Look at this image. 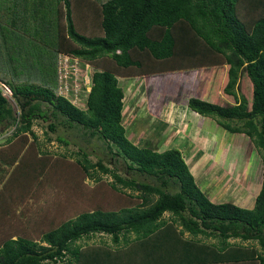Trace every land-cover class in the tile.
Here are the masks:
<instances>
[{
	"label": "trees",
	"instance_id": "1",
	"mask_svg": "<svg viewBox=\"0 0 264 264\" xmlns=\"http://www.w3.org/2000/svg\"><path fill=\"white\" fill-rule=\"evenodd\" d=\"M55 2L0 0V82L15 102L0 88V134L14 128L0 145V264H125L136 244L143 264L176 245L196 264H264V172L253 207L213 201L182 150L129 139L121 85L146 78L150 113L186 105L249 137L264 164V0H58L39 14ZM60 53L96 69L85 108L59 93ZM36 119L73 154L40 150ZM97 233L112 244L80 243Z\"/></svg>",
	"mask_w": 264,
	"mask_h": 264
},
{
	"label": "rangeland",
	"instance_id": "2",
	"mask_svg": "<svg viewBox=\"0 0 264 264\" xmlns=\"http://www.w3.org/2000/svg\"><path fill=\"white\" fill-rule=\"evenodd\" d=\"M57 2L58 0H56L54 4L50 5L49 10H42L39 14L46 13L49 16L52 10L57 11ZM42 5L46 7L48 4ZM80 12L81 10L79 6H76L74 8V20H76V23L79 22L77 19L79 18ZM36 19L32 21V25L36 26V23H38V21H35ZM81 23L82 22L79 24L80 27L82 24H84ZM51 30L52 31H50L49 37L50 41L53 40L55 34L58 31L53 22ZM77 66L78 69L76 72L73 67H69L74 73H68L67 82L69 84L75 85V89L81 88L84 90V92L80 91L76 98L72 99L76 100L75 103L79 104L80 107L85 108L87 88L91 86L90 78L96 69L91 65L86 68V66L81 63ZM121 85H123L125 88L124 104L126 111H129V109H131L134 105L133 103L138 101H141L139 102V105H141L139 108L142 109V112L145 110L149 111L147 110L148 108H146V78L144 79L135 77L132 79H122ZM0 88L2 89V92L5 95L7 94V96L11 99V102L15 104L14 99L12 98V92L9 90V88L4 86L1 82ZM128 88H130V90ZM171 102L173 101L168 102L165 107L171 104ZM178 110V113L180 114L179 116L181 117H178L179 122H176L174 126L178 128L180 126V129H178L179 132L174 129L172 133L169 134V138H173L177 134V139L182 141L181 146L185 145V148L179 147V149L184 152L187 159L186 162L188 163L191 172L194 174L198 186H200V188L205 191L215 202L232 201L239 206L249 208L253 207L264 172L263 157L259 151L260 149H258L245 134H233L228 132L226 129L221 127L214 118L209 117L205 119L203 116L193 114L192 112H185V110H183V108L181 109V107L178 108ZM151 114L146 113V117L150 118L152 116ZM160 114L161 113H159L158 116ZM123 115V123L124 126L129 130L130 134L127 136L130 140L134 138V135L135 137L136 135H141L140 138H134L135 142L137 141L139 144H141L142 141L146 139L143 138L145 137L144 132L147 134V138L150 137L159 139V135H163L161 132L163 129L159 125L160 120H157L154 124L149 125V122L144 121L145 117L143 116L142 120L139 121L137 119L135 121L136 128L133 130V132H131L132 126H130L129 120L127 124H125V108L123 110ZM205 121H207V123ZM191 126L193 129H190L192 128ZM170 127L171 125L166 127L165 131ZM205 127H209V129L206 130ZM182 128L183 132L180 131ZM13 130L14 128L7 129L0 134V145L5 143L7 137ZM32 130L37 136L40 150L48 152L49 154L72 155L73 151L77 147L73 142H70L69 145H65L63 142H60L57 139V135L62 134L63 132H51L47 127V122L42 119L35 120L34 124L32 125ZM202 131L203 133L207 132V134L200 135L199 133H202ZM194 132L195 134L193 135ZM240 138L242 139L241 143H239ZM186 140L189 142H185ZM96 153L102 154V151L95 150L94 155H96ZM103 178L108 180L112 179V177L109 175H103ZM87 181L90 184H94L95 182L91 179H87ZM167 215L168 214H166V216ZM85 242L88 244L101 242L112 244V238L109 234L97 233L90 239L84 238L80 241L82 244ZM256 245L259 247L258 244ZM60 264L66 263L60 262Z\"/></svg>",
	"mask_w": 264,
	"mask_h": 264
},
{
	"label": "crops",
	"instance_id": "3",
	"mask_svg": "<svg viewBox=\"0 0 264 264\" xmlns=\"http://www.w3.org/2000/svg\"><path fill=\"white\" fill-rule=\"evenodd\" d=\"M40 8H41V10L43 9V7L42 6H39ZM32 9H34L33 7H31V8H29L28 10H27V12L28 13H31V11H32ZM41 12V11H40ZM40 25V24H39ZM41 26V25H40ZM41 34H43V32L41 31ZM125 79H132V78H125ZM4 86H6V87H8L9 88V90L11 91V89H10V87L8 86V85H6V84H4L3 82H1ZM129 90H130V88H128ZM139 102H141V101H138V102H134L133 104V106H132V108L131 109H129V111H126V107H125V104H124V108H125V124H127V122H128V120H129V124H130V126H132L131 128H132V131L131 132H133V130L136 128V124H135V121L138 119L139 121L140 120H142V118H143V116L145 117V122L147 121V122H149L148 124L149 125H152V124H154L157 120H160V123H159V125L162 127V133H163V135H159V139H160V141H159V148L160 149H169V148H174V147H176V148H179V147H183V148H185V145H182L181 146V140H179V139H177V134L173 137V138H169V134H171L172 133V131L175 129V130H177V132H179L178 131V129H180V126H179V128L178 127H176V126H174V124L177 122H179V118L178 117H181V116H179L180 114L178 113V108H180L181 107V109L183 108V110H185V112H192L193 114H196V115H199L197 112H194V111H191L190 109H189V107L188 106H186V105H182V104H177V103H175V102H171V104H169V105H167L165 108H164V110H163V112H161V114L158 116V115H153V114H151L149 111H146L145 109V111L144 112H142V109H140L139 107L141 106V105H139L140 103ZM147 108V107H146ZM124 110V109H123ZM148 110V109H147ZM175 111V112H174ZM145 113V114H144ZM146 113H149V114H151L152 116L149 118V117H146ZM176 113V114H175ZM200 116V115H199ZM181 124V123H180ZM179 124V125H180ZM169 125H171V127L169 128V129H167L166 131H165V128L166 127H168ZM192 127V126H191ZM195 127V126H194ZM184 128V127H183ZM183 128H182V130H180L181 132H183ZM190 129H193V127L192 128H190ZM196 130H197V127H196ZM192 131V130H191ZM204 131V130H203ZM203 131H202V133H199L200 135L201 134H207V132L206 133H203ZM126 132H127V135L128 134H130L129 133V130H128V128L126 127ZM161 133V134H162ZM144 136L145 137H143V138H147V134L144 132ZM195 134V132L193 133V135ZM197 136H199V135H197ZM141 137V135H136V137H135V135H134V138L135 139H137V138H140ZM134 138L133 139H131V140H133L134 141ZM142 138V139H143ZM158 139V140H159ZM135 142V141H134ZM185 142H189L188 140H186ZM136 144H138L139 145V142H135ZM184 143V142H183ZM219 202H221V201H219ZM167 214H169V213H167ZM176 226V225H175ZM182 227L181 226H179V227H177V230H180ZM185 235V237H189L190 236V234H189V232H185L184 233ZM133 236V235H132ZM212 241H214V239H212ZM231 243H239L240 242V239L239 238H231L230 240H229ZM206 242V241H205ZM132 245V243L130 244V246ZM138 244H136V245H133L134 247H133V249H132V251L134 250V248H136V250L135 251H133V252H131V253H126L125 255H127L128 254V256H129V259L125 262V264L128 262V261H131L132 263H134V264H143V262H142V259L145 257L144 256V254H145V251H144V249H139V246H137ZM124 246V245H123ZM130 246H128V247H130ZM128 247H122V248H125V250H127L128 249ZM139 250H141V251H139ZM186 249H187V247L186 246H179V247H177V245L176 246H174V248H173V246L171 247V249H165L163 246H160V248H159V251L156 253V254H154L153 255V258H154V264H172V261H174L173 263H175V261H178V264H188L187 262H184L183 260L184 259H187V260H190V262H189V264H196L195 262H194V260L196 259H198L199 257H201L200 256V253L198 254V253H196V254H191L192 253V251H186ZM196 250V249H195ZM198 252V251H197ZM146 255V254H145ZM189 256V257H188ZM191 256V257H190ZM207 258V257H206ZM214 259H216V258H208L207 260H206V262H201V263H198V264H228V263H226V262H220V261H215ZM233 264H237L236 262H234Z\"/></svg>",
	"mask_w": 264,
	"mask_h": 264
},
{
	"label": "built area",
	"instance_id": "4",
	"mask_svg": "<svg viewBox=\"0 0 264 264\" xmlns=\"http://www.w3.org/2000/svg\"><path fill=\"white\" fill-rule=\"evenodd\" d=\"M80 63L83 64L84 66H86V68L90 66V64L84 63L78 57H71V56L64 54V53L59 54V83H60L59 93L68 97L74 104H76L75 103L76 100H73L72 98H76L77 94L80 91L84 92V90L81 88L75 89V85L69 84L67 82L68 81V73L69 74L74 73L72 69L70 70V68H69L70 66L73 67L75 72H76L78 69L77 65H79ZM90 83H91V78H90ZM88 88H87V90H88ZM77 102H79V101H77ZM77 105H79V104H77Z\"/></svg>",
	"mask_w": 264,
	"mask_h": 264
},
{
	"label": "clouds",
	"instance_id": "5",
	"mask_svg": "<svg viewBox=\"0 0 264 264\" xmlns=\"http://www.w3.org/2000/svg\"><path fill=\"white\" fill-rule=\"evenodd\" d=\"M91 87V86H90ZM90 87H89V89L87 90V91H90ZM87 95V94H86Z\"/></svg>",
	"mask_w": 264,
	"mask_h": 264
}]
</instances>
